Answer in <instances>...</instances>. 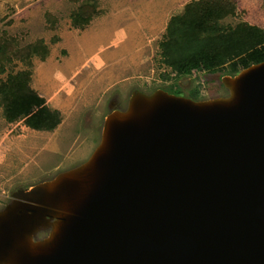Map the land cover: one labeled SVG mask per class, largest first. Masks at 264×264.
<instances>
[{
  "label": "water",
  "instance_id": "1",
  "mask_svg": "<svg viewBox=\"0 0 264 264\" xmlns=\"http://www.w3.org/2000/svg\"><path fill=\"white\" fill-rule=\"evenodd\" d=\"M223 81L134 92L87 161L0 210V264H264V61Z\"/></svg>",
  "mask_w": 264,
  "mask_h": 264
},
{
  "label": "rangeland",
  "instance_id": "2",
  "mask_svg": "<svg viewBox=\"0 0 264 264\" xmlns=\"http://www.w3.org/2000/svg\"><path fill=\"white\" fill-rule=\"evenodd\" d=\"M80 1L0 0V35L6 30L16 37L18 48L47 42V57L34 56L31 85L63 115L54 131H36L24 121L7 120L0 108V210L18 190L87 161L101 142L108 115L127 109L134 92L228 96L223 77L242 70L239 60H228L226 74L214 72L203 53L186 42L191 68L170 72L160 42L173 16L194 0H97L100 12L84 29L74 27L71 17ZM222 21L264 28V0H237L236 13ZM24 67L20 60L15 69ZM48 233L44 229L39 238Z\"/></svg>",
  "mask_w": 264,
  "mask_h": 264
},
{
  "label": "trees",
  "instance_id": "3",
  "mask_svg": "<svg viewBox=\"0 0 264 264\" xmlns=\"http://www.w3.org/2000/svg\"><path fill=\"white\" fill-rule=\"evenodd\" d=\"M236 11L237 0H194L184 13L173 16L160 42L170 72L191 68L186 42L200 50L207 65L221 75L227 73L228 60H239L242 69L264 61L263 27L248 21L237 25L222 21ZM99 12L97 0L80 1L71 15L73 26L86 28ZM16 39L6 30L0 35V108L9 121H24L36 131H54L63 115L31 85L34 56L45 59L50 48L44 39L18 48ZM20 60L26 67L16 70ZM189 97L200 99L199 91H192Z\"/></svg>",
  "mask_w": 264,
  "mask_h": 264
},
{
  "label": "built area",
  "instance_id": "4",
  "mask_svg": "<svg viewBox=\"0 0 264 264\" xmlns=\"http://www.w3.org/2000/svg\"><path fill=\"white\" fill-rule=\"evenodd\" d=\"M198 71H200V70H199L198 68H196L194 72L196 73V72H198Z\"/></svg>",
  "mask_w": 264,
  "mask_h": 264
},
{
  "label": "flooded vegetation",
  "instance_id": "5",
  "mask_svg": "<svg viewBox=\"0 0 264 264\" xmlns=\"http://www.w3.org/2000/svg\"><path fill=\"white\" fill-rule=\"evenodd\" d=\"M50 230V229H49Z\"/></svg>",
  "mask_w": 264,
  "mask_h": 264
}]
</instances>
